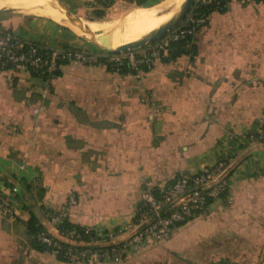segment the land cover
<instances>
[{
	"label": "crops",
	"instance_id": "obj_1",
	"mask_svg": "<svg viewBox=\"0 0 264 264\" xmlns=\"http://www.w3.org/2000/svg\"><path fill=\"white\" fill-rule=\"evenodd\" d=\"M64 1L87 19L100 9L96 0ZM0 30L42 47L93 50L49 16L3 12ZM192 46L140 74L105 64L63 63L49 78L0 68V190L14 198L0 214V264H68L32 246V214L56 237L50 217L59 212L108 232L133 216L147 188L220 160L236 164L228 198L169 241L104 264H264V3L231 0Z\"/></svg>",
	"mask_w": 264,
	"mask_h": 264
},
{
	"label": "built area",
	"instance_id": "obj_2",
	"mask_svg": "<svg viewBox=\"0 0 264 264\" xmlns=\"http://www.w3.org/2000/svg\"><path fill=\"white\" fill-rule=\"evenodd\" d=\"M103 9H110L120 0H96ZM264 3V0H254ZM231 0H195L191 11L182 24L162 39L135 51L107 54L99 50L57 49L42 47L11 33L0 30V68L19 67L32 75L51 77L63 63L105 64L115 72L124 66L140 74L143 67L152 68L154 61L166 51L169 44L194 38L207 23L206 9L215 11L228 7ZM259 138L264 140V129ZM236 164L220 160L204 166L194 175H178L173 181L158 188H147L141 195L133 216L108 232L79 231L75 227L58 228L60 235L53 236L48 230L39 233L38 241L56 257L68 264L121 263L135 252L150 244L169 241L178 225L186 224L208 212L214 202L224 201L230 190V177ZM75 203V196L68 204ZM14 204L12 193L0 190V214L10 212ZM65 219L63 212L50 217L54 224Z\"/></svg>",
	"mask_w": 264,
	"mask_h": 264
},
{
	"label": "bare ground",
	"instance_id": "obj_3",
	"mask_svg": "<svg viewBox=\"0 0 264 264\" xmlns=\"http://www.w3.org/2000/svg\"><path fill=\"white\" fill-rule=\"evenodd\" d=\"M184 0H167L157 7H137L127 16L112 21H90L89 27L95 36L115 46L140 38L153 31L163 22L169 19L180 7ZM1 9H15L17 11L44 15L54 20L72 26L78 33H81L65 17L62 9L48 0H0Z\"/></svg>",
	"mask_w": 264,
	"mask_h": 264
},
{
	"label": "water",
	"instance_id": "obj_4",
	"mask_svg": "<svg viewBox=\"0 0 264 264\" xmlns=\"http://www.w3.org/2000/svg\"><path fill=\"white\" fill-rule=\"evenodd\" d=\"M48 1L62 9L66 19L78 30H80L81 33H78L77 31L76 32L84 40L92 44L95 49L107 54H119L127 51H135L162 39L170 31L174 30L176 27H178L184 22L195 2V0H184L180 7L173 13V15L153 31L141 36L138 39L112 46L107 42L98 39L89 27V22L91 20L73 12L64 0ZM13 11L17 10L1 9L0 13Z\"/></svg>",
	"mask_w": 264,
	"mask_h": 264
},
{
	"label": "trees",
	"instance_id": "obj_5",
	"mask_svg": "<svg viewBox=\"0 0 264 264\" xmlns=\"http://www.w3.org/2000/svg\"><path fill=\"white\" fill-rule=\"evenodd\" d=\"M124 1L131 4V5H134L136 7L145 6L147 4V0H124ZM205 11H206V15H208V19H209V16L215 11V9L213 6H210ZM105 15H106L105 9L100 8V9L94 10L91 17H89L88 19L91 21H97V20L103 19L105 17ZM208 19H207V21H208ZM192 42H193V38H191V37H188V38L181 40V41L173 42V43L168 45L166 51L163 52L159 57H161L162 59L166 58V57L177 58V57L181 56L182 54H186V53H188V51H191L193 49ZM93 50H97V49L93 48ZM143 70H147V68L143 67ZM121 72L125 73V72H133V71H131V69H129L127 66H124V68ZM71 227H75L81 232L85 231L84 228L71 224L66 218L63 220V222L61 224L58 225V228H71ZM44 230H45V228L40 224L38 218L32 214L31 217L29 218V220L27 221V233H28V236L30 238V243L32 244V246L36 250H39V251L48 250L44 244H42L41 242L38 241L39 233L44 231ZM58 258L63 260L62 257H58Z\"/></svg>",
	"mask_w": 264,
	"mask_h": 264
},
{
	"label": "rangeland",
	"instance_id": "obj_6",
	"mask_svg": "<svg viewBox=\"0 0 264 264\" xmlns=\"http://www.w3.org/2000/svg\"><path fill=\"white\" fill-rule=\"evenodd\" d=\"M163 1V0H162ZM159 1V2H155L153 4L151 3H147L145 6L143 7H147V8H150V7H157L164 4L167 0L165 1ZM68 6L71 8V5L68 4ZM164 7L167 6V4H164L163 5ZM101 8V7H100ZM137 7L134 6V5H131L127 2H125L124 0H120L118 1L113 7H111L110 9H105L106 11V15L103 19L101 20H97V21H112V20H118V19H121V18H124L125 16H127L132 10L136 9ZM103 9V8H101ZM89 16L91 17V15L89 14ZM72 27V26H71ZM74 29V28H73ZM83 43H85V41L83 40ZM88 45L90 47H93L95 48L92 44L88 43ZM162 258V257H161ZM160 257H158V259L156 258L154 261H153V264H164L165 262L162 261ZM152 262V260L150 261Z\"/></svg>",
	"mask_w": 264,
	"mask_h": 264
}]
</instances>
